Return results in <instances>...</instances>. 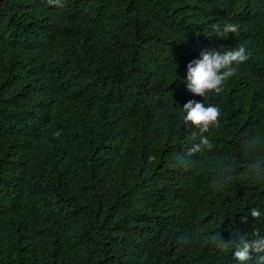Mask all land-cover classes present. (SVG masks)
<instances>
[{
    "label": "trees",
    "instance_id": "trees-1",
    "mask_svg": "<svg viewBox=\"0 0 264 264\" xmlns=\"http://www.w3.org/2000/svg\"><path fill=\"white\" fill-rule=\"evenodd\" d=\"M239 45L221 93L187 89L202 49ZM203 99L219 125L193 153L180 107ZM253 160L264 0H0V264H235L210 236L264 229Z\"/></svg>",
    "mask_w": 264,
    "mask_h": 264
},
{
    "label": "clouds",
    "instance_id": "clouds-1",
    "mask_svg": "<svg viewBox=\"0 0 264 264\" xmlns=\"http://www.w3.org/2000/svg\"><path fill=\"white\" fill-rule=\"evenodd\" d=\"M54 2L59 3V0ZM239 29L237 23L225 22L222 25H215L212 33L220 37H228L229 34L233 36L238 33ZM248 58L249 53L244 45L202 49L198 58L187 63L186 73L180 79L195 95L204 98L209 93L219 94L226 80L234 74L236 66L244 63ZM180 112L184 127L191 130L193 142L190 151L198 153L212 148L208 133L210 129L219 125L220 108L215 104L205 103L204 99L188 100L180 107ZM245 167L250 178L264 177V163L253 160L247 162ZM222 184V179L218 178L217 185L222 186ZM249 212L256 218L257 225L264 224V208L255 206L250 208ZM222 213L225 212H220L218 224L223 219ZM246 219L241 217L242 221ZM218 236V233H213L210 239L220 248H229L235 264H264V229L261 227H252L243 234L237 232L235 238L227 242Z\"/></svg>",
    "mask_w": 264,
    "mask_h": 264
}]
</instances>
